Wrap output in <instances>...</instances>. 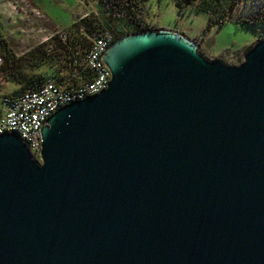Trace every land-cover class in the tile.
<instances>
[{"label": "water", "instance_id": "1", "mask_svg": "<svg viewBox=\"0 0 264 264\" xmlns=\"http://www.w3.org/2000/svg\"><path fill=\"white\" fill-rule=\"evenodd\" d=\"M100 92L0 134V264H264V39L238 65L148 29Z\"/></svg>", "mask_w": 264, "mask_h": 264}, {"label": "rangeland", "instance_id": "2", "mask_svg": "<svg viewBox=\"0 0 264 264\" xmlns=\"http://www.w3.org/2000/svg\"><path fill=\"white\" fill-rule=\"evenodd\" d=\"M111 1V2H108ZM117 0H0V31L12 52L19 57L39 45L55 31L74 30L77 19L89 14L102 18L111 12L103 11ZM177 1L186 9L180 8ZM143 0L141 14L143 22L150 29L165 28L182 32L193 38L199 52L209 59H218L226 65H238L244 53L259 39H264L263 25L241 23L251 15L264 0H228L221 4L228 18L202 35L208 23L209 14L196 8L189 9L201 0ZM106 13V14H105ZM116 15V14H113ZM85 27V26H84ZM199 45V44H198ZM44 48V46H43ZM54 60L47 57L44 64L34 69H24L27 75L48 76L54 70ZM21 89L0 77V90L14 93ZM20 91V90H19ZM33 159L37 160L35 157Z\"/></svg>", "mask_w": 264, "mask_h": 264}, {"label": "built area", "instance_id": "3", "mask_svg": "<svg viewBox=\"0 0 264 264\" xmlns=\"http://www.w3.org/2000/svg\"><path fill=\"white\" fill-rule=\"evenodd\" d=\"M78 34L55 31L43 41L49 52L57 54L49 79L16 94L0 90V134L16 133L37 160H40L39 129L47 117L63 105L100 92L111 79L101 57L113 41L112 34L86 32L81 26Z\"/></svg>", "mask_w": 264, "mask_h": 264}, {"label": "trees", "instance_id": "4", "mask_svg": "<svg viewBox=\"0 0 264 264\" xmlns=\"http://www.w3.org/2000/svg\"><path fill=\"white\" fill-rule=\"evenodd\" d=\"M142 1L143 0H117L115 3H109L105 7L101 5L103 11L109 10L111 13L102 18L96 17L97 15L89 16V14H86L82 18L79 17L77 23L73 24L74 30L69 32L74 35L78 34L79 27L81 26L86 32L109 31L112 34L113 40H115L128 34L148 30L150 28L147 27L140 17ZM227 1L228 0H201V2L188 7L189 9L196 8L209 14L208 23L203 29L202 35L210 31L214 26L220 25L227 20L228 14L225 10H221L220 8V5L227 3ZM186 2L187 4H192L194 1L186 0ZM177 4L180 8L186 9L183 3L177 1ZM241 23L248 25H263L264 4L256 7L255 11L242 19ZM78 36L81 37L79 34ZM43 46L39 45L34 47L28 51L26 55L19 57L12 52V49L2 37L0 31V54L3 57V64L0 66V77L16 85L21 84L20 91L16 90L13 94L34 88L50 78L53 71L45 77L44 75H27L24 73V69H34L44 64L47 57L54 60V66L56 65L57 54L49 52L45 43Z\"/></svg>", "mask_w": 264, "mask_h": 264}, {"label": "crops", "instance_id": "5", "mask_svg": "<svg viewBox=\"0 0 264 264\" xmlns=\"http://www.w3.org/2000/svg\"><path fill=\"white\" fill-rule=\"evenodd\" d=\"M176 32H177V31H176ZM180 33H182V32H180ZM190 39H193V38H190ZM198 44H199L198 46H201L200 43H199V41H198Z\"/></svg>", "mask_w": 264, "mask_h": 264}]
</instances>
